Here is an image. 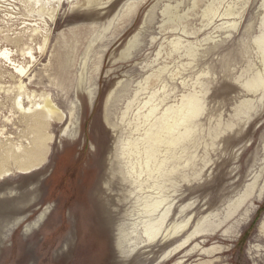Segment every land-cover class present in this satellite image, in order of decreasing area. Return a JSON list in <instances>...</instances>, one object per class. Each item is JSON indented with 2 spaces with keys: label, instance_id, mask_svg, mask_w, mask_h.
Masks as SVG:
<instances>
[{
  "label": "rangeland",
  "instance_id": "obj_1",
  "mask_svg": "<svg viewBox=\"0 0 264 264\" xmlns=\"http://www.w3.org/2000/svg\"><path fill=\"white\" fill-rule=\"evenodd\" d=\"M50 1L0 0V264H264V0Z\"/></svg>",
  "mask_w": 264,
  "mask_h": 264
},
{
  "label": "bare ground",
  "instance_id": "obj_2",
  "mask_svg": "<svg viewBox=\"0 0 264 264\" xmlns=\"http://www.w3.org/2000/svg\"><path fill=\"white\" fill-rule=\"evenodd\" d=\"M37 1H38V3L41 2V6H42V2H43L44 6L47 3L51 2L50 0H47L46 2L44 0H37ZM56 1H62V0H56ZM226 14L232 15L233 12L231 10H228L226 12ZM10 16L13 17L12 15H10ZM263 19H264V17H263ZM36 31H37V33L39 32L38 29H36ZM256 42H257V45H258V47L262 53V66H263V70H264V33H263V35L256 38ZM0 56L2 58L6 59L7 62H10V64L13 66L14 72L16 74H18V76L20 77L19 78V81H20L19 87L21 89L19 90L18 95L15 99V103H16L17 108L19 109V111H21L24 114L29 113L31 111V107L27 108L24 104L27 101H32L33 99L37 98V94L36 93L30 94L29 92H27L26 86L24 85V79L23 78L25 77L26 74H28V71L26 72L27 66H25L24 62H21L16 57H13L14 53L9 51L8 49L1 50ZM24 57L26 59H29L32 63V66H33V63L35 62L34 52L29 50V51L25 52ZM163 69H165V68H163ZM244 87L249 92H257L258 90L264 88V75L261 72H257V74H255V76H253L251 79H249L247 82L244 83ZM150 100H152V98ZM165 100H166V98L162 99L160 101V103H158V104H152V106H150V109L148 111V115L157 114V111L159 110V106L162 103H164ZM43 101H44V103H37L36 101L34 103L37 106V109H40L41 115L43 117H45L47 115H52V116L56 115L57 108H56L55 104L53 103L52 99L49 96H47L43 99ZM180 106H181V104H180ZM186 107H187V111L182 113L183 119L186 118V115L189 112L192 115L198 114L203 108L202 100L196 95H185V96H183V99H182V106L180 108L179 107L171 108V109L166 108L163 111V117L165 115H169V113L171 111L176 112V111L180 110L182 112V111H184V108H186ZM45 125H46V123L44 121H41L39 124V127H44ZM56 126H57L56 124H53V127H56ZM43 140H46V139L39 135L38 138L36 139V145H33L34 148H32V150L29 152L28 161L26 162V164H23V167L26 168L29 164L35 162L40 151L46 150V146L42 143ZM41 154H43V153H41ZM7 171L8 170H3V169L0 170V178L5 176ZM112 181H113L112 176H110V178H106L105 183L108 186V188H109V186H111ZM263 191H264V185L262 187H260L259 190H256L255 185L250 186L246 190L245 195L242 197V201L240 203L242 204L243 202H245L248 199H251L252 202L254 200H259L262 196ZM95 205L97 206V209H98V206H99V209H101V202H99V200H96ZM109 213H110V210H108V209L105 210V214L107 215V217H108V215H110ZM102 227H104V226H102Z\"/></svg>",
  "mask_w": 264,
  "mask_h": 264
}]
</instances>
